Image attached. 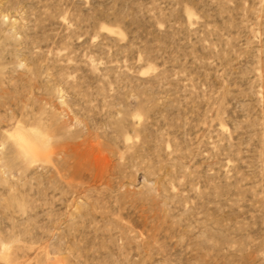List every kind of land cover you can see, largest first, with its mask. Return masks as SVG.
Listing matches in <instances>:
<instances>
[{
	"label": "rangeland",
	"instance_id": "obj_1",
	"mask_svg": "<svg viewBox=\"0 0 264 264\" xmlns=\"http://www.w3.org/2000/svg\"><path fill=\"white\" fill-rule=\"evenodd\" d=\"M0 264H264V0H0Z\"/></svg>",
	"mask_w": 264,
	"mask_h": 264
}]
</instances>
